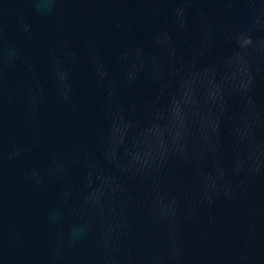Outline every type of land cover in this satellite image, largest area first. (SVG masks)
Returning a JSON list of instances; mask_svg holds the SVG:
<instances>
[{
    "label": "water",
    "instance_id": "95a60500",
    "mask_svg": "<svg viewBox=\"0 0 264 264\" xmlns=\"http://www.w3.org/2000/svg\"><path fill=\"white\" fill-rule=\"evenodd\" d=\"M0 264H264V0H0Z\"/></svg>",
    "mask_w": 264,
    "mask_h": 264
}]
</instances>
